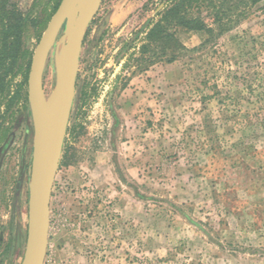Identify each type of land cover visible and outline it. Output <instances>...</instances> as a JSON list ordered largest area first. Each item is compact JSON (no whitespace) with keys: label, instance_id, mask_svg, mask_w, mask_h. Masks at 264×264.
Listing matches in <instances>:
<instances>
[{"label":"rangeland","instance_id":"1","mask_svg":"<svg viewBox=\"0 0 264 264\" xmlns=\"http://www.w3.org/2000/svg\"><path fill=\"white\" fill-rule=\"evenodd\" d=\"M57 1L18 2L25 18L38 20H27L0 94V264H21L29 228L33 124L28 100L11 98L25 74L27 90ZM92 1L81 52L99 43L96 54L102 37L104 63L95 69L97 99L77 117L74 77L67 85L66 126L83 130L71 141L65 134L75 161H59L44 264H264V1L230 32L133 76L124 88L111 85L120 39L145 29L161 0ZM84 5L45 60L42 91L52 120ZM179 38L193 49L208 36Z\"/></svg>","mask_w":264,"mask_h":264},{"label":"trees","instance_id":"2","mask_svg":"<svg viewBox=\"0 0 264 264\" xmlns=\"http://www.w3.org/2000/svg\"><path fill=\"white\" fill-rule=\"evenodd\" d=\"M262 1L264 0H161L162 8L154 14L145 29L129 33L120 39L121 45L113 56L116 65L121 63L120 72L111 85L124 88L133 76L148 71L152 66L173 63L186 57L187 53L201 49L208 41L223 36L246 20L252 9ZM18 2L19 0H0L1 95L6 88V78L21 55L22 30L27 25V20L33 24L38 20L37 17L25 18ZM58 4L59 1L53 10H56ZM107 32L108 30L103 35ZM182 32H203L208 39L199 48L188 49L179 38ZM86 35L87 31L84 38ZM100 38L102 44L96 54L93 49H97L99 43L86 48L84 53L80 52L74 83L78 94L76 117L86 105L97 99L98 80H95V69L103 66L102 55L106 47L102 37ZM83 47L84 39L81 51ZM25 87L26 74L11 100L15 99L17 103L19 100L27 102ZM80 130H83L82 125L74 123L66 130L67 138L70 141L76 139ZM67 138H64L60 163L72 165L75 161V150L68 144Z\"/></svg>","mask_w":264,"mask_h":264},{"label":"water","instance_id":"3","mask_svg":"<svg viewBox=\"0 0 264 264\" xmlns=\"http://www.w3.org/2000/svg\"><path fill=\"white\" fill-rule=\"evenodd\" d=\"M86 1L84 9L79 13L75 35L71 41L67 62L64 72L60 75L56 83L58 97L61 91L68 93L67 85L71 78L73 89L76 73L74 66L78 69V59L80 56L82 43L85 34L86 21L89 19V7L97 2L92 0H61L57 9L49 19L43 34L34 50L29 73L27 76V100L33 124V143L30 166V203H29V228L27 247L21 264H44L49 236L50 223V201L52 187L57 173L64 138L67 130L68 111L67 105L64 112L63 125L60 131L58 144L53 154H48L46 149V137L50 130V116L48 107L44 99L42 77L45 60L52 48L61 28L74 11ZM87 7V9H86ZM162 5L157 9L160 10ZM57 100V99H56ZM57 106V104L55 103ZM57 107H55L56 109ZM27 132L24 139L25 148ZM22 159V168L24 167Z\"/></svg>","mask_w":264,"mask_h":264},{"label":"bare ground","instance_id":"4","mask_svg":"<svg viewBox=\"0 0 264 264\" xmlns=\"http://www.w3.org/2000/svg\"><path fill=\"white\" fill-rule=\"evenodd\" d=\"M61 53V52H60ZM63 55H61L62 57ZM63 58V57H62ZM59 96V102L57 108L54 110V117L53 120H50V130L48 132V136L46 137V151L48 154H53L56 150L58 139L60 135V131L62 128L63 118H64V112H65V106L68 101V93L67 92H60ZM27 143V138H26ZM26 147V145H25ZM24 158L25 162V153L22 155V159Z\"/></svg>","mask_w":264,"mask_h":264},{"label":"flooded vegetation","instance_id":"5","mask_svg":"<svg viewBox=\"0 0 264 264\" xmlns=\"http://www.w3.org/2000/svg\"><path fill=\"white\" fill-rule=\"evenodd\" d=\"M8 143L5 144V146H7ZM26 147H27V143H26ZM3 153V150L0 151V154Z\"/></svg>","mask_w":264,"mask_h":264}]
</instances>
